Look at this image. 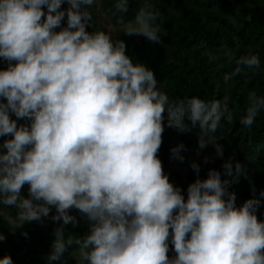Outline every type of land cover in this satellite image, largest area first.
<instances>
[{"label":"clouds","instance_id":"9594fccd","mask_svg":"<svg viewBox=\"0 0 264 264\" xmlns=\"http://www.w3.org/2000/svg\"><path fill=\"white\" fill-rule=\"evenodd\" d=\"M94 3L0 0L7 65L0 68V206L16 209L10 232L46 219L57 224L47 264L64 261L70 249L76 264H264L261 199L253 194L237 205L229 189L245 167L223 159L213 135L222 120L233 123L229 97L171 99L123 39L93 28ZM129 8L130 0H115L109 10L122 33L163 43L152 4L127 19ZM260 66L258 55H241L223 80ZM262 113L264 94L249 90L239 124L250 128ZM165 122L181 134L198 126L199 148L212 144L222 159L205 178L192 162L196 178L186 194L157 155ZM184 147H172L171 157L183 162ZM81 221L85 232L66 230ZM0 264L13 260L5 255Z\"/></svg>","mask_w":264,"mask_h":264},{"label":"trees","instance_id":"16d2710c","mask_svg":"<svg viewBox=\"0 0 264 264\" xmlns=\"http://www.w3.org/2000/svg\"><path fill=\"white\" fill-rule=\"evenodd\" d=\"M145 2H150L160 13L157 23L160 24L163 43H153L146 38L136 41L134 36L124 34L116 35L114 40L123 39L126 42L127 54L134 62L144 63L153 70L158 88L171 99L195 96L213 101L229 97L234 112L233 123L222 120L221 127L213 135L223 147V159L231 157L245 167V173L239 175L229 189L235 193L237 205L255 194L261 199L257 216L264 220V197L260 196L264 192V113L250 128L239 124V117L247 107L248 91L255 89L258 94H264V0H130L127 19H131ZM114 3L115 0H96L93 6L105 14L111 25L120 27L109 11ZM226 51L234 54L231 62L224 55ZM248 53L260 57V68L234 76L230 81L231 87L226 89L223 81L225 73L235 68L236 58ZM6 66L0 60V68ZM168 135L185 146L181 153L184 161L177 160L179 169L169 167L171 147ZM198 139V126L181 134L168 128L165 122L162 145L157 155L170 181L184 189L185 194L188 184L196 178L190 167L192 162L200 165L201 178L206 177L209 168L219 170L222 164V159L215 155L214 145L201 149ZM199 149L208 158L207 163L190 158ZM23 194L27 195V189ZM9 210L14 217L16 210ZM73 214L76 215L75 212ZM57 226L48 219L43 224L29 222L13 234L10 232L12 224L0 214V233L6 236V240L0 242V258L10 255L13 264H47L53 240L51 233ZM65 228L70 234L79 235L87 230V224L81 221L80 227L73 228L69 224ZM22 232H27V237ZM73 251L70 249L65 254L64 261L53 264H76ZM173 255L170 245L169 256Z\"/></svg>","mask_w":264,"mask_h":264},{"label":"rangeland","instance_id":"374dc122","mask_svg":"<svg viewBox=\"0 0 264 264\" xmlns=\"http://www.w3.org/2000/svg\"><path fill=\"white\" fill-rule=\"evenodd\" d=\"M91 11L93 12V15L95 16V29H103L106 31H109L112 33L113 39H115L116 35L123 34L120 27H114L109 22L108 18L101 12L100 9H96L94 6L92 7ZM136 41H139L140 39L144 38L142 36L133 35ZM224 81V80H223ZM225 83V82H224ZM226 89H229L231 87V82L224 85ZM14 118V117H13ZM170 143L169 146L172 148L176 145H178V141H176L172 136L168 135ZM3 138H0V141H2ZM191 159H202L205 161V157L202 155V150H196L192 155H190ZM169 167L179 169V163L176 159H173L170 157L169 161ZM27 189V185L25 186L24 190ZM23 190V192H24ZM16 210V209H15ZM0 214L2 217L10 223V220L14 218L11 214V211L9 208H4L3 206H0ZM72 255L75 257V252H72Z\"/></svg>","mask_w":264,"mask_h":264},{"label":"crops","instance_id":"0c3cea01","mask_svg":"<svg viewBox=\"0 0 264 264\" xmlns=\"http://www.w3.org/2000/svg\"><path fill=\"white\" fill-rule=\"evenodd\" d=\"M21 123H23V121H21Z\"/></svg>","mask_w":264,"mask_h":264}]
</instances>
